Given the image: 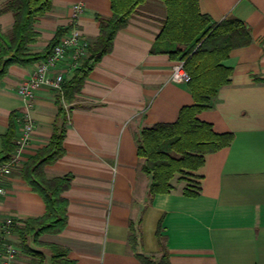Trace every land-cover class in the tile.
<instances>
[{
  "label": "crops",
  "instance_id": "crops-1",
  "mask_svg": "<svg viewBox=\"0 0 264 264\" xmlns=\"http://www.w3.org/2000/svg\"><path fill=\"white\" fill-rule=\"evenodd\" d=\"M8 1L0 0V9ZM198 2L201 13L216 22L227 16L241 20L253 38L230 52L223 62L232 69L230 83L198 114L214 132L233 134L231 144L207 154L195 172L199 194L184 195L185 183L176 178L172 192L150 196V177L141 172L135 135L175 122L180 110L193 104L188 84L171 80L175 61L152 52L166 8L160 0H147L116 34L111 52L94 66L73 102L49 88L35 92L28 111L35 124L30 145L0 196V264H50L51 246L65 250L74 264H144L138 255L158 261L159 222L169 264H264V0ZM75 4L84 6L80 29L91 45L96 42V16L112 15L110 0H52L51 9L34 22L29 52L43 51L59 30L69 29ZM14 22L11 12L0 14L2 33L9 34ZM38 62L11 65L0 81V153L11 116L20 118L25 108L18 87ZM55 71L65 81L73 75L66 61ZM64 121V154L43 171L49 179L70 181L61 194L68 201L67 222L57 234L28 236V249L39 253L33 256L22 249L15 229L42 217L46 206L21 173ZM7 219L13 221L8 228ZM9 246L17 254L6 262Z\"/></svg>",
  "mask_w": 264,
  "mask_h": 264
},
{
  "label": "trees",
  "instance_id": "trees-1",
  "mask_svg": "<svg viewBox=\"0 0 264 264\" xmlns=\"http://www.w3.org/2000/svg\"><path fill=\"white\" fill-rule=\"evenodd\" d=\"M110 1L112 15L109 18L96 16L100 22V35L89 46L87 56L73 71L72 77L64 82L62 96L67 103L75 100V95L81 91L94 66L111 52L116 34L128 25L137 8L146 0ZM160 1L165 5L166 18L152 52L165 53L174 61L184 62L190 76L187 84L193 104L183 107L175 122L158 123L137 133V156L144 160L141 171L150 177V196L172 192L176 178L189 183L183 189L184 195L197 196L200 189L195 172L203 166L205 156L229 146L233 140L231 133L214 132L209 123L198 118V114L211 108L218 90L230 83L232 69L223 63L230 52L251 44L253 38L247 25L235 17L227 16L216 22L202 14L198 0ZM51 7L52 0H9L0 9V14L11 12L15 20L9 34L0 30V81L11 65L28 66L46 59L68 31L59 30L56 38L43 51H28L27 46L36 38L33 28L35 20ZM57 102H61L59 97ZM63 112L60 107L59 113ZM64 124L65 121L63 126H55L50 143L24 164L21 173L46 206V213L42 217L30 219L24 227L15 229L22 249L33 256H39V253L28 249V236L36 239L44 233L57 234L67 222L68 201L61 194L70 186V181L67 178L49 179L43 171L46 165L55 163L64 154ZM17 126V117L12 115L8 131L2 137L0 163L7 161L15 150ZM192 177L195 182L191 181ZM161 225L159 222L156 234L162 256L155 261L138 255L144 264H169ZM50 248L53 253L50 264H74L66 259L65 250L55 246Z\"/></svg>",
  "mask_w": 264,
  "mask_h": 264
},
{
  "label": "built area",
  "instance_id": "built-area-1",
  "mask_svg": "<svg viewBox=\"0 0 264 264\" xmlns=\"http://www.w3.org/2000/svg\"><path fill=\"white\" fill-rule=\"evenodd\" d=\"M83 12L84 6L82 4H75L72 7L68 31L60 38L50 55L36 64L35 71L31 77L24 80L18 87V95L24 101L25 108L20 118L17 119V136L14 140L15 150L7 161L0 163V196L6 193L5 181L20 167L24 159L23 153L30 145L35 124L30 118L28 111L32 108L35 92L41 88H49L56 94L62 95L65 76L55 71L57 66L66 61L68 62L69 70L74 71L81 65L88 54V48L91 44L78 24ZM171 80L175 83L189 82L190 76L184 68L183 61H175L173 64ZM12 224V219L6 220V228ZM4 232H7V230ZM16 254L17 250L9 246L5 257L6 262Z\"/></svg>",
  "mask_w": 264,
  "mask_h": 264
},
{
  "label": "rangeland",
  "instance_id": "rangeland-1",
  "mask_svg": "<svg viewBox=\"0 0 264 264\" xmlns=\"http://www.w3.org/2000/svg\"><path fill=\"white\" fill-rule=\"evenodd\" d=\"M146 1H147V0H146ZM146 1H145V2H146ZM145 2H144V3H145ZM140 6H141V5H140ZM138 8H139V7H138ZM139 133H140V132H139ZM142 160H143V159H142ZM143 164H144V160H143L142 165H143ZM142 165H141V167H142ZM141 172H142V171H141ZM142 174H143V175H147V174H145V173H143V172H142ZM147 176H148V175H147ZM192 179H193V180H192ZM191 181H194V182H195V180H194L193 177L191 178ZM184 183H185V186L189 185V183L186 182V181H184ZM148 191H149V190H148ZM161 256H162V254H161ZM36 259H37V261H39V258H38V257H36ZM159 259H160V258H159Z\"/></svg>",
  "mask_w": 264,
  "mask_h": 264
}]
</instances>
